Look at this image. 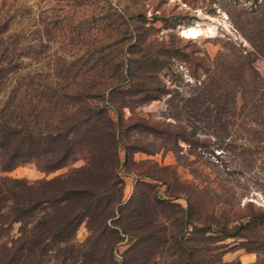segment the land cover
<instances>
[{"label": "rangeland", "instance_id": "1", "mask_svg": "<svg viewBox=\"0 0 264 264\" xmlns=\"http://www.w3.org/2000/svg\"><path fill=\"white\" fill-rule=\"evenodd\" d=\"M129 62L151 72L150 88L125 92L123 118L132 114L133 120L123 122L119 138L150 151H134L123 162L119 144L121 199L131 196L137 181L156 185L165 195L163 183L140 174L155 172L157 162L171 166L182 181L203 183V196L223 200L232 218L244 213L242 204L264 209V125L257 127L260 141L251 146L253 152L240 146L247 142L246 126H254L245 118L247 98L258 96L253 81L259 76L264 85V0H0V119L15 108L16 122L23 124L32 114L38 127H52L76 104L103 102L108 92L102 97L96 88L100 92L122 78L127 87L123 69ZM208 77L213 87L202 91ZM162 85L165 92L159 91ZM146 96L154 98L139 103ZM109 112L116 119L114 110ZM140 116L146 121L135 125ZM182 131L186 140L176 138ZM229 136L232 153L222 157L216 144ZM40 163L0 166L1 192L10 184L6 178L24 179L25 187L84 166L85 159L50 171ZM175 201L186 205L183 197ZM10 218L9 209L1 207L0 249L20 234V222ZM89 234L82 220L68 242H52L35 256L8 248L0 264H118L131 241L121 237L111 251L100 250L101 244L85 258L82 246ZM241 240H220L215 252L224 260L255 264L254 251L237 248ZM167 259L163 251L150 264Z\"/></svg>", "mask_w": 264, "mask_h": 264}, {"label": "trees", "instance_id": "2", "mask_svg": "<svg viewBox=\"0 0 264 264\" xmlns=\"http://www.w3.org/2000/svg\"><path fill=\"white\" fill-rule=\"evenodd\" d=\"M138 65L129 62L123 69L129 81L127 87L122 86V78L108 82L100 92L96 88L97 95L101 93L102 97L107 90L103 102L76 104L59 116L52 127H38L32 114L23 124L16 122L11 118L15 108H11L9 118L0 119L3 170L23 161L41 159L40 167L50 171L78 157L85 159L84 166L25 187L24 179L6 178L10 184L7 190L0 189V209L6 206L10 221L20 222V234L11 240L9 247L5 244L0 254L13 248L18 256L39 255L52 242L53 245L68 242L78 224L85 220L90 233L89 242L82 246L85 258L101 244L100 250L111 251L117 239L127 235L131 241L118 264H150L163 251L168 258L164 264H241L238 258L224 260L215 250L220 247L217 243L220 240L242 237L244 240L238 242L237 248L254 251L255 264H264V209L242 204L239 209L245 210L244 213L232 218L223 200L203 196V183L180 180L171 166L154 162L155 172L140 173L163 183L165 195L158 194L156 185L137 181L131 196L126 201L121 199L119 144L124 152L123 162L134 151H150L134 142L123 143L120 137L122 130H126L123 122L133 120L132 114L127 120L123 118L122 108L127 103L125 92L133 86L135 92L150 88L151 72L146 68L139 70ZM212 83V77H208L201 90L212 89ZM253 85L258 96L247 98L249 108L245 118L254 126H246L247 142L240 144L250 153L251 146L257 147L260 141L257 127L264 125V85L259 82V76ZM159 89L166 91L163 85ZM152 98L146 96L139 103ZM110 108L116 119L110 115ZM215 110L220 113L218 108ZM137 118L135 125L146 121L143 116ZM184 134L176 138L186 140ZM228 139L230 136L216 144L218 154L223 153L221 156L227 158L233 147L228 145ZM219 162L221 166L226 164L224 159ZM181 197L186 201L185 206L175 201Z\"/></svg>", "mask_w": 264, "mask_h": 264}]
</instances>
